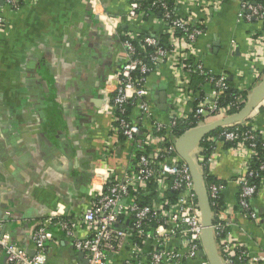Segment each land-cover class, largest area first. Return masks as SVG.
Masks as SVG:
<instances>
[{
  "label": "crops",
  "instance_id": "crops-1",
  "mask_svg": "<svg viewBox=\"0 0 264 264\" xmlns=\"http://www.w3.org/2000/svg\"><path fill=\"white\" fill-rule=\"evenodd\" d=\"M137 1L24 0L17 12L6 5L3 8L0 220L13 242L30 255L35 254L33 234L44 221L58 211L80 216L90 206L100 168L106 166L122 176L135 165L132 142L113 132L108 99L114 97L116 75L131 58L124 42L130 37L160 39L168 28L157 18L129 21L131 6ZM188 1L174 0L179 16L192 13L206 22L201 5ZM249 2L255 1L224 0L196 43L206 71L226 74L248 97L264 79V62H249L245 57L250 34H264L262 24L239 18ZM101 13L116 21L115 34L101 20ZM145 84L147 102L157 119L166 121L180 108L188 113L195 106L192 102L185 105L184 95L174 91L171 62L151 73ZM211 88L210 83L204 84L203 95ZM162 93H166L164 103ZM131 113L138 118L137 108ZM247 122L264 136V97ZM150 124L144 123L147 130ZM209 143L213 148L211 175L226 186L222 203L236 223L234 236L252 255H259L264 245V188L252 200L258 221L237 210L240 189L235 178L246 163L248 148H237L224 139ZM49 230L53 239L46 244L47 264H86L84 254L62 231ZM0 264H7L5 255L0 256Z\"/></svg>",
  "mask_w": 264,
  "mask_h": 264
},
{
  "label": "built area",
  "instance_id": "built-area-1",
  "mask_svg": "<svg viewBox=\"0 0 264 264\" xmlns=\"http://www.w3.org/2000/svg\"><path fill=\"white\" fill-rule=\"evenodd\" d=\"M24 0H0V30L4 28V6L19 11ZM149 2L144 7L143 2ZM224 0H189V5L198 2L206 22L199 21L192 13L182 18L171 8L168 0H138L133 3L128 15L131 22L157 18L168 25L165 32L169 47L159 45V38L152 36L127 39L130 59L116 75L117 84L109 97V109L113 114L115 135L132 142L135 150V165L122 176L103 166L97 172L98 183L91 189L90 206L80 216H70L58 211L44 221L34 232L35 254L13 242L11 235L3 230L0 220V256L5 255L7 264H47L48 241L53 239L50 227L62 231L76 250L84 254L86 264H211L202 255L205 252L202 234V212L198 205L195 185L188 165L176 149L178 136L174 129L179 121L199 126L213 120L228 117L244 107L241 95L234 94L230 104L223 106L221 98L229 89L226 74L214 75L204 68V58L196 48L198 38L205 33V26L213 12ZM3 2V4H2ZM157 11L160 12L159 18ZM106 27L114 34L117 23L101 13ZM239 18L262 24L264 33V0L243 5ZM133 41L143 47H155L154 52L140 56ZM249 49L245 54L249 62H264V34L253 31L248 39ZM171 62L175 76L174 91L184 95V104L194 103L190 112L180 108L168 120L157 119L147 102L149 95L146 79ZM206 75L212 86L208 95L195 92L191 86V73L195 69ZM238 92L243 90L237 89ZM108 96V95H107ZM242 105V106H241ZM138 109V118L131 110ZM237 112L231 113V109ZM150 121L147 130L144 123ZM225 129L218 137L237 148H248L249 154L235 182L239 187L237 210L253 221L258 215L252 208V200L264 188V136L252 123ZM192 127V128H194ZM228 127V126H225ZM262 140V144L259 141ZM212 147V146H211ZM196 161L205 178L212 174V152L201 146ZM104 149L103 162L109 152ZM253 163H258L255 169ZM213 210V232L219 257L223 264H264V245L259 255H252L244 244L234 236L235 221L225 204L220 203L225 184L205 183ZM170 191L177 192L171 200ZM83 233V235H81Z\"/></svg>",
  "mask_w": 264,
  "mask_h": 264
},
{
  "label": "water",
  "instance_id": "water-1",
  "mask_svg": "<svg viewBox=\"0 0 264 264\" xmlns=\"http://www.w3.org/2000/svg\"><path fill=\"white\" fill-rule=\"evenodd\" d=\"M161 97V102H166V93H162ZM263 97L264 79L251 92L245 106L239 112L234 113L228 117L213 121L211 123L191 128L182 135H180L176 140L177 153L190 169V173L195 185V193L197 196L198 205L202 212V242L205 252H202L201 254L206 256L211 264L223 263L219 257L216 247V241L213 232V210L208 197L203 174L201 173L200 167L196 161V151L199 148L203 138H205L207 135L214 132L215 130L221 127L231 126L237 123L247 121L252 116ZM165 107L167 108V106Z\"/></svg>",
  "mask_w": 264,
  "mask_h": 264
},
{
  "label": "trees",
  "instance_id": "trees-1",
  "mask_svg": "<svg viewBox=\"0 0 264 264\" xmlns=\"http://www.w3.org/2000/svg\"><path fill=\"white\" fill-rule=\"evenodd\" d=\"M140 1L143 2V0H140ZM254 1L260 2L262 0H254ZM168 2H169V5L172 8L174 6V0H168ZM149 3H150V1L149 2H145L144 1L143 2L144 7H148ZM157 15L158 16L161 15L159 11H157ZM168 42H169V39H168L167 35H163L159 39V45L162 46V47H165V48L167 47L168 48L169 47ZM133 46L136 48L137 53L140 54V56H144L145 54L152 53L155 50V47H143V45L138 43L137 41H133ZM206 77H207L206 75H201L196 70V68L193 69V71L191 73V80H192L191 86H192V88H193V90L195 92H200L201 95L203 94L202 86L207 83V78ZM228 86H229V89L224 91L223 96L221 98V104L223 106H227L228 104H230L232 96L234 94L241 95L243 101L247 102V100H248L247 93L243 94L242 92H238L237 89L233 86V83L231 81H228ZM231 110H233V111H231V113L237 112V110H235L234 108L231 109ZM247 121H249V119ZM241 124L242 123H237V124H234V125H231V126H228V127H221L219 129L215 130L214 132L210 133L205 138H203V140L200 143V146L205 148V149H208L210 152H212V147H211V145L209 143L211 138H216L225 129H231V128L235 127V126H240L244 130L248 129L247 127L241 126ZM194 126L195 125H191L189 123H186L185 121H179L178 124H177V127H175V129H174V134L179 137L180 135H182L183 133H185L187 130L191 129ZM262 143H263L262 140L259 141L260 145ZM228 144L232 145L231 143H228ZM260 154H261L262 161H264V151L263 152L261 151ZM252 167L256 169L258 167V163H253ZM208 182H215L216 183V180L212 177V175H210V176L205 178V183H208ZM169 193L171 195L170 199L171 200H175L176 196H177V192L170 191ZM219 201H220L221 204H223L222 203V197H221V199Z\"/></svg>",
  "mask_w": 264,
  "mask_h": 264
}]
</instances>
